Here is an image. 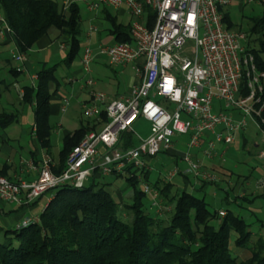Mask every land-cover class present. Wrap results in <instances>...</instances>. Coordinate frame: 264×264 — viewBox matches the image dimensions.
<instances>
[{"label": "built area", "instance_id": "2783aa9c", "mask_svg": "<svg viewBox=\"0 0 264 264\" xmlns=\"http://www.w3.org/2000/svg\"><path fill=\"white\" fill-rule=\"evenodd\" d=\"M58 1L65 11L73 5H84L95 12L102 7L125 9L134 19L133 41L94 48L88 41L98 27L89 28L81 57L90 96L83 112L103 126L88 133L72 149L60 174L54 172L52 158L45 155L39 166L32 159L23 161L28 172L38 171L31 181L0 175V197L5 202L30 204L50 190L82 188L104 176L137 177L141 190L150 197V207L162 215L172 207L164 204L159 189L144 180L146 173L153 170L154 159L160 153L171 152L177 137L186 135L189 142L182 156L185 166H175L163 181L172 182L183 176L216 183L218 177L203 167L194 151L213 160L218 155L217 146L233 144L237 135L248 128L249 121L259 130L261 146L257 158L262 161L264 185V71L246 46L247 34L227 29L221 11L262 4L264 0ZM149 10L155 13L151 26ZM0 33L14 34L1 10ZM189 41L193 46L187 51ZM102 56L114 67L133 64L138 81L128 95L113 98L95 88L92 64ZM13 57L25 61V55L18 50ZM69 106L70 99H64L62 111ZM140 118L151 124L147 137L135 134L134 125ZM125 132L133 133L135 144L124 146L121 136ZM219 215L221 223L226 211H219ZM36 221L25 219L18 227Z\"/></svg>", "mask_w": 264, "mask_h": 264}, {"label": "trees", "instance_id": "16d2710c", "mask_svg": "<svg viewBox=\"0 0 264 264\" xmlns=\"http://www.w3.org/2000/svg\"><path fill=\"white\" fill-rule=\"evenodd\" d=\"M0 10L14 31L20 52L27 53L40 38L57 30L69 38L65 64L70 66L79 56L83 36L80 5L65 11L58 0H0ZM104 10L108 32L115 42H132L131 23L124 24ZM221 11L226 28L232 30L236 24L231 18V7ZM248 20L246 46L264 71V13ZM154 21L155 13L149 10V25ZM56 70L57 66L43 67L37 86L27 87L22 97L35 104L37 135L49 152L51 85L57 82ZM10 72L19 73L15 68ZM16 119V113L1 112L0 127ZM91 123L65 137L60 163L54 168L56 174L63 172L72 149L96 128ZM121 140L125 147L137 141L131 132L123 133ZM7 171L4 165L0 175L8 177ZM149 177L150 173H146L144 180L149 182ZM126 181L133 188V202L124 206V212L132 215L130 221L120 217V203L99 179L82 188L58 187L47 192L53 198L39 221L14 229L0 224V264H264V238L252 244L250 224L241 216L228 210L221 223L215 225L212 221H218L219 212H212L205 198L160 179L154 187L172 209L165 217L151 215L145 208L147 195L139 188L141 180L128 177ZM232 233L237 235L236 247L251 251L249 258L240 259L233 254Z\"/></svg>", "mask_w": 264, "mask_h": 264}, {"label": "crops", "instance_id": "0c3cea01", "mask_svg": "<svg viewBox=\"0 0 264 264\" xmlns=\"http://www.w3.org/2000/svg\"><path fill=\"white\" fill-rule=\"evenodd\" d=\"M85 9L92 21L89 28L92 25L98 27V30L92 33L88 41L94 48L115 42L114 37L108 32L109 24L105 18L104 9L116 15L118 20L124 24L131 23L132 21L131 16L128 21L121 20L120 17H125L127 15L125 9L102 7L96 12L88 10L87 7H85ZM88 30L86 32L83 30L82 43L85 45L88 43L85 38ZM62 45H66V47L62 48ZM17 50L20 52L14 34L0 33V72L1 67H9V73L11 74L7 78H0V113L12 112L17 114L15 122L6 127H0V169L6 165L8 177L12 180L31 181L36 178L38 171L28 172L23 161L32 159L37 166H39V162L43 157L49 155L53 159V169L57 167L60 163V154L63 150V141L65 137L73 135L76 130L81 126H86L88 123L83 112V105L89 101L90 96L88 89L85 87V74L81 64L83 53L81 54L80 51L81 55L79 54L70 66L65 64L67 55L70 51L69 38L67 36L61 34L57 30H51L50 34L40 38L27 53H22L25 55V61L23 62L14 59L13 54ZM96 63H98L96 71L99 72L102 69H99V62L96 61ZM107 63L113 70L114 78L109 80L107 78L98 79L95 87L105 86L109 88V91L106 93L113 98L128 95L132 87L138 81L133 64L114 67L109 61H107ZM45 66H57V70L55 71L57 82L51 85V115L49 118V124L52 127L50 137L52 144L51 152L42 147L39 141L35 117V104L25 102L22 99L27 87L37 86L38 73ZM11 68H15L16 70L21 68V71L17 70L19 73L15 75L10 72ZM128 69H131L135 75H125ZM107 80L109 81L108 84ZM115 80H117V82ZM111 83H117V86L113 88L114 90L111 89ZM121 86L124 87L122 91L120 90ZM64 99H70V106L65 112L61 109ZM7 107H11L12 110L6 111ZM217 107H221V104L217 103ZM91 125L96 127L91 131L100 130L103 126L101 121H94ZM17 126L19 127V131H16ZM188 142L189 137L186 135L177 137L176 145L171 153H160L155 158V161L163 162L161 155L164 154L169 156V160H171L174 167L179 166L183 168L185 164L182 161V156L187 150ZM260 146L259 130L258 128L256 130L250 126L237 135L233 144H219L217 146L218 155L213 160L204 159L201 151H194L196 159L203 164V167L218 177V181L211 185L225 192L226 203L228 205L234 204V206L239 209H243L245 207L244 205H247L245 208L248 212L247 218H254L256 222L253 221V224H260L259 233L256 234L252 231V238L256 237V239L260 237L264 238V185L261 184L263 170L262 161L257 158ZM247 166L250 168L247 169ZM239 167L240 173L236 174L234 170ZM106 177L116 176H104L101 178ZM176 178L181 179V181L177 183H180L183 187H179H182L184 190H186L188 186L192 189H197L198 183L201 185L200 188L202 189L208 187V184L204 185L201 180H197L194 177L186 179L183 176H177ZM175 179L171 182L172 184H174ZM161 180L163 181V179ZM132 196L133 192L130 197ZM119 197L122 199L120 194ZM52 198L53 194L49 192L35 199L30 204L17 205L5 202L0 197V224L6 227L12 222L13 218L16 221L17 228L25 219L34 218L39 221L40 215L44 212ZM228 205H226V207L221 206L217 212L230 210L227 207ZM155 215L158 216L156 212ZM237 215L241 216L240 214ZM241 217L250 224L251 228L253 224L250 223L245 216ZM212 223L215 224L214 221H212ZM236 239L237 235L234 241H230L231 251L235 252L236 256L240 259L249 258L251 256V251L236 247Z\"/></svg>", "mask_w": 264, "mask_h": 264}, {"label": "rangeland", "instance_id": "374dc122", "mask_svg": "<svg viewBox=\"0 0 264 264\" xmlns=\"http://www.w3.org/2000/svg\"><path fill=\"white\" fill-rule=\"evenodd\" d=\"M81 9H82V17H83L82 26H83V30L86 32L88 30L89 26L92 24V21L90 20L89 15H88L84 5H81ZM230 13H231V18H232L233 22L236 24L235 26H233L232 29L237 31V32H239V31L240 32L241 31L247 32L248 22H249L248 18L264 13V2L262 4L247 5L242 9L239 6H232ZM130 16L131 15L127 12V15L125 17H120V18L123 21H128ZM131 18L133 21L134 19L132 16H131ZM253 39H254V37L252 38V40ZM192 46H193V42L189 41L187 44V51H190ZM84 47H85V44L82 43L81 54L83 53ZM256 47H258V44H256ZM96 61L99 62V65H100L99 69H102L99 72L96 71L97 70L96 68L98 67V63H96ZM96 61L92 64V74H91V76L93 77V79L95 81H98V79H104V78L105 79L107 78L108 80L111 78H114L113 70L109 67V65L107 63V61H108L107 57H104V56H102V58L99 57V58H97ZM9 75H11L9 73V67H1L0 78H7V77H9ZM125 75H135V74L131 69H128V70H126ZM108 80H107V84L109 83ZM115 81L117 82V80H115ZM111 85H112L111 89L114 90L113 88H114V86H117V83H111ZM96 89L104 91V92L109 91V88H106L105 86H98V88H96ZM123 89H124V87L121 86L120 90L122 91ZM10 110H12L11 107L6 108V111H10ZM86 118H87L88 122L89 121L94 122L93 120H90L87 116H86ZM250 126L257 130L255 124L252 123L251 121H249L248 127H250ZM16 131H19L18 126H17ZM134 131H135V134L138 136L147 137V136H149V134L151 132V124L146 119L140 118L134 125ZM161 157L163 159V162H157V161H155V159L153 161V165H152L153 170H152L150 177H149V184L153 187H154V183L156 182L157 179H159V178L163 179L174 168V165L172 164L171 160H169L170 158L168 155L163 154V155H161ZM249 168L250 167L247 166V169H249ZM239 169H240V167L238 169L234 170L236 172V174L240 173ZM98 179L101 183L107 184L108 190L112 193L114 198L117 199V202L120 203V210H119L120 217L124 221H127V220L130 221L132 218V215L130 213L126 214L124 212V206L129 205L133 202L132 197H130V195L133 192V188L131 187V185L126 181V179L124 177H106V178H98ZM178 181H181V179L180 178L175 179V182H174V184L176 185L175 188L183 191L184 190L182 188L183 186L180 185V183H177ZM161 182L165 183L162 180H161ZM179 186H182V187H179ZM140 187H141V183H140L139 188ZM200 187H201V185L198 183L197 189H192L191 187L188 186V187H186V190H187V192H190L199 198L205 197L206 201L209 203V208L212 212L217 211L219 208H221V206L226 207V205H228L226 203V200H225L226 194L224 191L218 190L214 185H211V184L210 185L208 184V187L205 189H202ZM119 194L122 197V199H120ZM231 194H232V192H231ZM144 202H145L146 210L151 215H155L154 210H152L150 207V197L149 196H146L144 198ZM244 206L245 207L243 209H239L238 207L234 206V204H229L227 207L230 210H232L233 212L240 214L241 216H245V218L250 223L253 224V221H255V219L254 218L251 219L249 217L247 218L248 212L245 209L247 205H244ZM168 212H170V211H168ZM166 214H167V211L162 213V215H158V216L165 217ZM29 219H32V218H29ZM214 223H215V225H218L217 220L216 221L214 220ZM5 228H8V229L16 228L15 219L12 218V222H10ZM259 228H260V224L255 223L252 225L251 230L257 234V233H259ZM235 236H236V234L232 233L231 240H230L231 242L234 241ZM256 240H257L256 237H253L251 240V243L253 244ZM239 251H241V250H239ZM233 254L236 256L235 252H233Z\"/></svg>", "mask_w": 264, "mask_h": 264}]
</instances>
